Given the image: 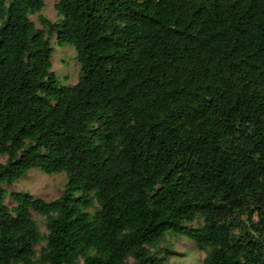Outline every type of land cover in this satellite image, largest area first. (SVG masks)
I'll return each mask as SVG.
<instances>
[{"label":"trees","instance_id":"1","mask_svg":"<svg viewBox=\"0 0 264 264\" xmlns=\"http://www.w3.org/2000/svg\"><path fill=\"white\" fill-rule=\"evenodd\" d=\"M42 7L0 0V264L41 243L37 264H154L166 234L264 264V0H57L36 29ZM30 170L63 173L61 195L7 194Z\"/></svg>","mask_w":264,"mask_h":264},{"label":"rangeland","instance_id":"2","mask_svg":"<svg viewBox=\"0 0 264 264\" xmlns=\"http://www.w3.org/2000/svg\"><path fill=\"white\" fill-rule=\"evenodd\" d=\"M57 0H43V7L38 14L29 16V20L34 24L36 29H41L37 21V16L40 15L50 23H55L58 20L56 16L55 6ZM49 44L52 47L50 57L51 71L61 85L73 86L78 79V63L75 59V52L70 45L58 47L55 45L54 35L49 37ZM5 161V157L0 156V163ZM65 183L63 173L45 175L37 170L28 171L22 178L9 186H4L6 193L20 192L28 193L34 198L50 202L57 199L62 191ZM5 205L8 208L13 207L8 196L5 198ZM96 206L94 205L87 212L91 213ZM31 219L37 226L39 232L46 234L44 218L38 214L31 212ZM201 220L197 218L191 223L192 227L201 226ZM43 243L34 246L35 256L33 261L37 264L38 253ZM147 255L154 264H203L209 249H198L193 242L172 234H166L163 240L155 247H146ZM122 264H139L131 256H128Z\"/></svg>","mask_w":264,"mask_h":264}]
</instances>
